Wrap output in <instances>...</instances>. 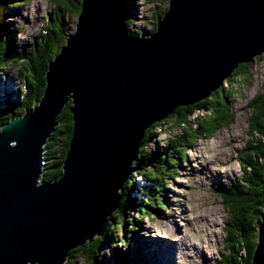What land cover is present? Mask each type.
Returning a JSON list of instances; mask_svg holds the SVG:
<instances>
[{
	"label": "water",
	"instance_id": "water-1",
	"mask_svg": "<svg viewBox=\"0 0 264 264\" xmlns=\"http://www.w3.org/2000/svg\"><path fill=\"white\" fill-rule=\"evenodd\" d=\"M128 19L125 0H82L38 103L0 126V264H65L118 208L144 132L264 54V0H169L146 37ZM67 103L62 172L44 184V145ZM262 208L250 264H264Z\"/></svg>",
	"mask_w": 264,
	"mask_h": 264
},
{
	"label": "rangeland",
	"instance_id": "rangeland-1",
	"mask_svg": "<svg viewBox=\"0 0 264 264\" xmlns=\"http://www.w3.org/2000/svg\"><path fill=\"white\" fill-rule=\"evenodd\" d=\"M74 1L76 0H27L22 5H9L4 10L0 9L1 42L5 40L13 52L23 51L27 58H31L36 45L44 42V37L48 34L47 28L55 29L53 36H56L63 23L66 28L63 34L65 41L75 31L78 14L73 13ZM168 3L169 0H125L129 14L125 24L128 33L145 37L150 35ZM57 5L61 11L65 8L67 10L63 12L62 18L56 12ZM54 17L60 21L55 26H50ZM22 67H25V61L8 62L0 67V114L6 111L7 100L14 107L19 106L17 91L24 72ZM244 75L223 81V86L234 92L229 104L232 121L221 126L211 138L197 139L187 151L186 163L178 165L176 177H170L168 185L161 192L167 210H155L139 218L136 233L131 234L133 239L128 247L117 246L118 249L114 250L113 244L105 246L100 264H216L224 253V227L228 220L220 192L232 187L242 177L243 170L238 155L252 140L261 138L260 135L249 134L248 121L252 114L250 103L255 97L264 96V54L249 63ZM37 103V99H34L32 105ZM22 113L18 112L16 117H21ZM196 115L201 116V113ZM193 117H189L191 129L196 127ZM166 119L156 127L155 142L150 144L151 148L162 147L163 143L182 134L183 131L172 120L165 121ZM60 128L62 129V124L58 126ZM52 144L54 150H61V143ZM58 155L59 153L56 156ZM49 170L53 168L50 167ZM43 172H46V166ZM131 174H134V170ZM133 182L136 192L132 197L135 199L140 197L141 188L151 186L143 175L135 174ZM134 212L135 208L130 210L133 215ZM129 227L128 224L127 229ZM91 241H87L84 247L73 249L72 256H68L64 263L87 264L84 250ZM190 244H198L204 256L188 246ZM167 245L176 246L169 250Z\"/></svg>",
	"mask_w": 264,
	"mask_h": 264
},
{
	"label": "trees",
	"instance_id": "trees-1",
	"mask_svg": "<svg viewBox=\"0 0 264 264\" xmlns=\"http://www.w3.org/2000/svg\"><path fill=\"white\" fill-rule=\"evenodd\" d=\"M26 1L0 0V9L4 10L9 5L11 7L19 6ZM81 3L82 0L74 1L73 13L78 14ZM57 8L56 12H59L62 18L63 12H67V10L65 8L61 11L58 5ZM54 18L55 20H52L50 26L51 24L55 26V23L60 21V19ZM5 26L10 29L7 24ZM65 29L63 23L61 29L56 32L57 35L53 36L55 29L47 28L48 34L44 37V42L36 45L31 58H27L23 51L20 53L13 52L5 40L3 43L0 40V67L8 62L17 63L21 61L24 63L25 61V67H22L25 73L23 72L17 91L18 97H20L19 106L14 107L7 100L6 111L4 114H0V126L16 118L18 112L24 113L25 110L32 108L34 99L37 101L40 99L44 89V74L48 62L63 45ZM154 29L155 24L153 31ZM140 36L131 35L132 38ZM248 65H239L228 80L237 75L244 77ZM233 93L222 85L217 92L212 93L207 99L177 108L165 121L172 120L173 124L183 132L176 139L163 143L162 147H150V144L155 142L154 131L161 122L151 125L144 132L137 158L131 165L134 174L130 175L120 189L118 208L111 214L102 234L85 246L84 257L87 264H100L99 260L105 246L113 244L115 245L114 250L118 249L117 246L128 247L129 242L133 239L131 234L136 233L139 218H143L155 210L158 212L167 210V204L161 196V192L168 185L170 177L173 176L172 179L176 177L178 165L186 163L187 151L192 148L193 143L197 139L211 138L221 126H226L232 121L229 104ZM249 106L252 109V114L248 121V132L251 135H260L261 138L252 140L248 147L244 148L238 155L243 170L242 177L232 187L225 188L220 192L221 202L228 215V220L224 227V253L221 254L216 264H250L257 243L256 230L261 222L260 214L263 212L264 201V96L255 97ZM69 107L70 103H67L57 117V127L49 136L47 140L49 142L44 145L43 161L46 172H43L39 177L41 183H50L61 175V165L71 136L72 122L68 111ZM196 113H201V116L196 115ZM191 116H194L193 120L196 124L194 129H191L192 125L189 119ZM61 124L62 129H58ZM56 142L61 143L60 151L52 148L54 146L52 143ZM58 153L59 155L56 156ZM50 167L53 170H49ZM135 174L143 175L148 181V185L151 184L149 187L141 188L140 197L136 199L132 197L136 192L133 182ZM134 208L133 215L130 210ZM128 224L130 225L129 229H127ZM71 253L72 251L69 252L68 256H72ZM66 264L76 263L69 262Z\"/></svg>",
	"mask_w": 264,
	"mask_h": 264
},
{
	"label": "bare ground",
	"instance_id": "bare-ground-1",
	"mask_svg": "<svg viewBox=\"0 0 264 264\" xmlns=\"http://www.w3.org/2000/svg\"><path fill=\"white\" fill-rule=\"evenodd\" d=\"M6 15H7V14H6ZM6 15H5V16H6ZM2 19H4V16H3V15H2ZM5 19H6V18H5ZM7 21H8V20H7ZM175 246H176V245H167L166 248L170 250V249H173ZM188 246L192 247V249H194L195 252H198L199 254H201V255L204 256V252L202 251L201 247L198 246V244H192V245L190 244V245H188ZM167 249H166V250H167ZM189 249H190V248H189ZM177 250L179 251V253H181L180 250H179V248H178Z\"/></svg>",
	"mask_w": 264,
	"mask_h": 264
}]
</instances>
